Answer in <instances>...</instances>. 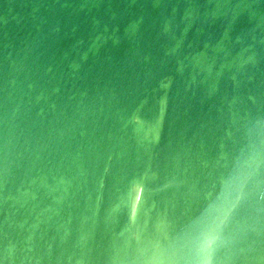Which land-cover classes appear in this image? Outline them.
<instances>
[{"label": "water", "instance_id": "obj_1", "mask_svg": "<svg viewBox=\"0 0 264 264\" xmlns=\"http://www.w3.org/2000/svg\"><path fill=\"white\" fill-rule=\"evenodd\" d=\"M0 264H264V0H0Z\"/></svg>", "mask_w": 264, "mask_h": 264}]
</instances>
